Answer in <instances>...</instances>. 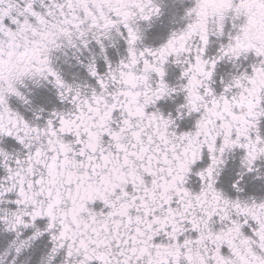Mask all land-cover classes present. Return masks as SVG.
<instances>
[{"label":"snow or ice","instance_id":"snow-or-ice-1","mask_svg":"<svg viewBox=\"0 0 264 264\" xmlns=\"http://www.w3.org/2000/svg\"><path fill=\"white\" fill-rule=\"evenodd\" d=\"M0 264H264V0H0Z\"/></svg>","mask_w":264,"mask_h":264}]
</instances>
